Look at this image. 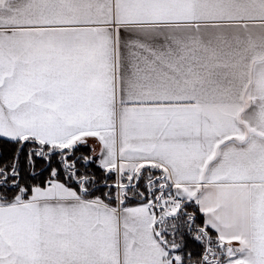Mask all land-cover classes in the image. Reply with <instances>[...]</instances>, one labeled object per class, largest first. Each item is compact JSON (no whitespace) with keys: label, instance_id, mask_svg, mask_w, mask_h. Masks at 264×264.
<instances>
[{"label":"snow or ice","instance_id":"6c2138e0","mask_svg":"<svg viewBox=\"0 0 264 264\" xmlns=\"http://www.w3.org/2000/svg\"><path fill=\"white\" fill-rule=\"evenodd\" d=\"M0 264H264V0H0Z\"/></svg>","mask_w":264,"mask_h":264}]
</instances>
